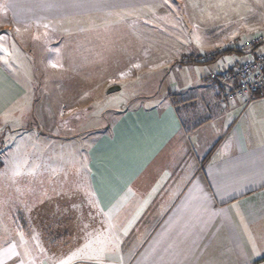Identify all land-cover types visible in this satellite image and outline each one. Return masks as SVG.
Listing matches in <instances>:
<instances>
[{
  "label": "crops",
  "instance_id": "crops-1",
  "mask_svg": "<svg viewBox=\"0 0 264 264\" xmlns=\"http://www.w3.org/2000/svg\"><path fill=\"white\" fill-rule=\"evenodd\" d=\"M74 1L87 3L95 11L107 3ZM262 24L264 19L254 25L247 23V30L241 35L231 33L229 38L242 44L255 32L264 34L251 28ZM207 53L187 60L211 61L216 66L212 71L232 70L246 56L236 51ZM206 70V85L197 87L199 95L185 100L175 99L176 95L157 97L151 106L144 103L116 112L117 118L106 130L83 135L89 141L80 167L84 166L82 181L91 185L90 192L70 199L54 196L15 210L5 223L22 225L15 234L5 232L7 240L19 244V232L26 230L29 243L33 225L44 252L36 248L32 256L37 264L41 259L54 264L65 258L66 249L83 245L85 225L88 231L101 229L106 214L119 205L114 213L119 251L105 264H264V97L223 103L222 97L233 88L231 82L209 80ZM194 73L198 79L197 69ZM207 82L213 86L208 87ZM15 87L0 62V117L20 105L11 108L17 98L12 96ZM50 101L36 106L44 115L38 117L41 123L48 124L55 117ZM59 106L67 104L60 101ZM53 132L58 131L54 128ZM64 140L72 141L68 136ZM26 216L34 224L23 221ZM79 262L86 261L71 260L69 264ZM5 264H18V258L6 259Z\"/></svg>",
  "mask_w": 264,
  "mask_h": 264
},
{
  "label": "rangeland",
  "instance_id": "rangeland-1",
  "mask_svg": "<svg viewBox=\"0 0 264 264\" xmlns=\"http://www.w3.org/2000/svg\"><path fill=\"white\" fill-rule=\"evenodd\" d=\"M105 1L95 11L74 0H0V45L12 54L8 64L0 62L16 86L12 96L19 98L11 108L20 104L0 117V251L6 248L5 232L15 234L22 225L5 223L15 210L54 196L70 199L90 192L80 167L89 141L83 135L106 130L116 112L151 106L157 97L185 100L199 95L198 85H206L203 70L208 68L207 74L216 66L211 61L181 62L197 54L208 56L209 50L218 54L233 48L239 43L230 40L231 33L241 35L248 29L245 24L264 19V0ZM251 28L264 32V25ZM195 69L201 79L193 77ZM112 87L118 89L109 93ZM50 100L55 117L41 123L44 115L36 106ZM60 101L68 107L59 106ZM54 128L57 134H52ZM23 157L29 167L38 166V173L13 180V162ZM75 167L80 168L72 171ZM23 221L30 226L35 222L27 216ZM36 243L30 240L26 246L35 251ZM78 248L66 249L64 259Z\"/></svg>",
  "mask_w": 264,
  "mask_h": 264
},
{
  "label": "snow or ice",
  "instance_id": "snow-or-ice-1",
  "mask_svg": "<svg viewBox=\"0 0 264 264\" xmlns=\"http://www.w3.org/2000/svg\"><path fill=\"white\" fill-rule=\"evenodd\" d=\"M45 28L48 25H44ZM19 31V29H17ZM47 35V33H45ZM39 39V37H36ZM0 60H3L5 64L9 63V57L12 55L9 53L8 49L0 45ZM58 65L53 64L52 67H57ZM38 173V166L33 165L28 166V159L26 157L18 158L13 162L12 169V178L20 177L22 175L36 176ZM94 203V201H93ZM119 211V205H117L114 211H110L106 214V221L101 224V229H93L88 231V225H85V231L83 240L84 243L82 247L78 248L77 251L73 252L71 256L67 259H57L54 261V264H69V262L74 257H80L84 260L95 261L96 264H105V261L110 259L112 253L119 251V238L115 234V229L117 228L115 212ZM107 224V227H104V224ZM124 233L127 234V229H124ZM32 239L37 241L36 248L40 249L41 252H44V249L41 248L39 239L37 236L33 235ZM4 243L7 244V247L0 252V264H5V260H12L13 258H18V264H37V260L32 256L30 249L26 246L27 241L25 240V235L23 231L19 232V244L15 241L9 242L7 239L4 240ZM18 248L23 249V251H18ZM255 251V247L253 249ZM121 261L123 257H120ZM39 264H47L46 260L41 259Z\"/></svg>",
  "mask_w": 264,
  "mask_h": 264
},
{
  "label": "built area",
  "instance_id": "built-area-1",
  "mask_svg": "<svg viewBox=\"0 0 264 264\" xmlns=\"http://www.w3.org/2000/svg\"><path fill=\"white\" fill-rule=\"evenodd\" d=\"M239 44H233L232 47L241 48L242 51H247L248 48H254L255 46L260 47V49L255 57L246 54L242 67L237 69V73L239 71L241 76L239 84L233 86L222 97L223 103H234L237 100L252 102L256 96L264 97V35L256 34L252 37V41L246 40L241 45ZM207 75L214 79H222L231 82V84L233 83V79L226 69H221L219 72H209ZM77 264L83 263L79 262Z\"/></svg>",
  "mask_w": 264,
  "mask_h": 264
},
{
  "label": "trees",
  "instance_id": "trees-1",
  "mask_svg": "<svg viewBox=\"0 0 264 264\" xmlns=\"http://www.w3.org/2000/svg\"><path fill=\"white\" fill-rule=\"evenodd\" d=\"M247 40V39H246ZM249 41H252V38H249L248 39ZM239 45H241V44H239ZM237 47H235V48H230V49H225L224 51H221V52H218V54H220V53H222V54H226V53H232V51H236V52H241V53H244V54H250V55H252V56H256V54L258 53V50L260 49V47H258V46H255L254 48H248V50L247 51H242L241 50V48H237ZM197 62H206V61H203V59H199V60H197V61H192V60H185L184 62H181V64H183V65H186V64H189V63H197ZM242 65H243V63H242ZM242 65L241 66H239L238 68H233L232 70L231 69H229V70H227V72L229 73V75L232 77V79H233V83L231 84V86L233 87V86H236V85H238L239 84V79L241 78V76H240V73H239V71H238V73H237V69H239V68H241L242 67ZM219 69H224V68H219ZM211 72H216V70L215 71H211ZM219 72V71H218ZM208 76V75H207ZM209 77V80L211 79V80H215V81H220V80H222V79H214V78H212L211 76H208ZM0 168H4V166L2 165V164H0ZM81 263H83V264H85L86 262H81ZM86 264H90V263H86ZM96 264V263H95Z\"/></svg>",
  "mask_w": 264,
  "mask_h": 264
},
{
  "label": "water",
  "instance_id": "water-1",
  "mask_svg": "<svg viewBox=\"0 0 264 264\" xmlns=\"http://www.w3.org/2000/svg\"><path fill=\"white\" fill-rule=\"evenodd\" d=\"M117 89H118L117 87H112V88H110V89L108 90V92L111 93V92L116 91Z\"/></svg>",
  "mask_w": 264,
  "mask_h": 264
}]
</instances>
